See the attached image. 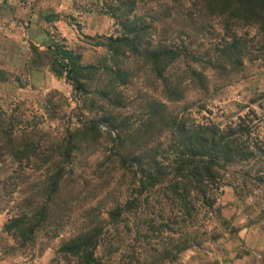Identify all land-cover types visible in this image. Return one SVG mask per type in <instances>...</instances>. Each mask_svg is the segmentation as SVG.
Returning <instances> with one entry per match:
<instances>
[{"label":"trees","instance_id":"trees-1","mask_svg":"<svg viewBox=\"0 0 264 264\" xmlns=\"http://www.w3.org/2000/svg\"><path fill=\"white\" fill-rule=\"evenodd\" d=\"M107 11L118 28L98 44L108 51L101 68L84 65L64 39L52 38L44 51L31 44L25 73L48 66L65 77L86 97L88 116L52 134L41 127L50 110L28 117L21 108L0 110V213L14 211L4 230L30 245L48 229L51 205L71 179L82 182L88 168H94L92 176L108 170L109 178L120 174L123 198L112 204L106 219L94 213L76 237L62 243L58 257L69 264H111L105 257L119 254V264H179L186 252L221 237L204 231L198 241L189 230L201 216L221 218L218 204L226 187L239 196L238 187L243 189L250 173L236 185V167L264 161L258 113L250 109L223 126L195 121L188 108L170 112L162 100H154L133 119L122 112L118 88L143 73L165 99L180 101L190 86L208 90L211 73L240 71L248 57L263 59L264 0H111ZM211 19L221 21L225 41L213 53L201 44L168 42L174 34L198 38L208 29L202 21ZM248 28L256 30L252 43ZM4 74L0 81L6 83ZM98 152L100 160L93 158ZM51 231L53 237L60 234ZM101 248L107 256L99 254Z\"/></svg>","mask_w":264,"mask_h":264},{"label":"rangeland","instance_id":"rangeland-1","mask_svg":"<svg viewBox=\"0 0 264 264\" xmlns=\"http://www.w3.org/2000/svg\"><path fill=\"white\" fill-rule=\"evenodd\" d=\"M110 2L0 0V72L8 79L6 83L0 81V110L11 113L15 108H21L27 117L34 115L32 112L43 115L50 110L46 124L41 127L52 134L57 128L62 130L88 116V108L84 106L86 97L79 94L65 77L55 76L48 66L31 74L25 70L32 57L31 44L44 51L55 37L64 39L67 46L81 56L84 65L101 68L108 58V51L98 44L102 38L116 33L118 28L116 20L107 13ZM143 7L138 13L144 12ZM52 14H58V20L48 23L46 17ZM204 23L208 29L202 30L198 38L182 39L174 34L168 42L201 44L204 50L213 53L225 42L221 21L211 19L202 21ZM247 31L251 39L249 43H252L256 30L248 28ZM257 37L255 40L258 41ZM96 78L99 82V74ZM146 80L141 73L133 82L118 88L125 115L136 119L146 108V102L162 100L170 112L188 108L195 121L224 126L254 109L258 113L256 122L261 126L258 141L264 148V58L248 57L243 69L233 73H211L208 90L190 86L184 93V100L180 101L165 99ZM93 158L100 160L99 152ZM236 170L239 173H235L232 179L236 185L243 182L241 176L245 172L250 173L243 189L240 185L238 187L239 196L233 187H226L218 204L221 218L202 219L201 216L198 225L189 230L190 234H198V241H202L204 231L216 232L221 237L215 242L208 241L203 248L186 252L179 264H203L212 260H218L220 264H264V161L256 159L247 167L237 166ZM92 171L94 168H88L82 175V182L71 179L64 187L51 205L53 216L48 229L37 234L30 245H22L4 230L14 211L7 209L0 213V264H69L57 255L62 243L76 237L93 219L94 213L106 219L112 204L123 198L124 185L120 174L109 178L108 170L95 176L91 175ZM5 205L2 204L1 208ZM51 229L60 230L59 236L48 235ZM99 254L107 256L108 250L101 248ZM119 257L114 254L105 260L119 264Z\"/></svg>","mask_w":264,"mask_h":264}]
</instances>
